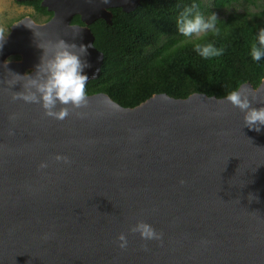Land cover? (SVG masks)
<instances>
[{
    "label": "water",
    "instance_id": "water-1",
    "mask_svg": "<svg viewBox=\"0 0 264 264\" xmlns=\"http://www.w3.org/2000/svg\"><path fill=\"white\" fill-rule=\"evenodd\" d=\"M140 1L41 0L47 22L24 17L0 34V264H264V126L244 127L224 97L160 93L123 107L94 93L62 121L11 100L22 88L8 87L10 72L34 74L39 46L59 39L87 46L84 74L97 78L89 25ZM242 85L264 107V79ZM137 221L162 239L141 240Z\"/></svg>",
    "mask_w": 264,
    "mask_h": 264
},
{
    "label": "trees",
    "instance_id": "trees-1",
    "mask_svg": "<svg viewBox=\"0 0 264 264\" xmlns=\"http://www.w3.org/2000/svg\"><path fill=\"white\" fill-rule=\"evenodd\" d=\"M22 2L48 17L52 14L40 0ZM241 2L256 1L141 0L130 12L110 8V23L99 18L89 25L103 60L98 77L86 82V95L105 93L123 107H134L160 93L180 99L193 93L221 98L244 83L256 88L264 79V58L253 62L247 53L253 35L264 27V4L256 11H238ZM193 3L205 16L217 15L219 34L198 42L214 41L224 48L221 57L201 59L192 43H181L176 17ZM71 23L83 25L78 15Z\"/></svg>",
    "mask_w": 264,
    "mask_h": 264
},
{
    "label": "clouds",
    "instance_id": "clouds-1",
    "mask_svg": "<svg viewBox=\"0 0 264 264\" xmlns=\"http://www.w3.org/2000/svg\"><path fill=\"white\" fill-rule=\"evenodd\" d=\"M100 2L108 4L110 0H100ZM175 23L178 33L184 38L181 43H192V50L201 59L211 61L224 54V48L217 47L214 41L198 42L210 33L213 36L219 34V20L215 13L205 16L197 10V4L193 3L179 12ZM26 26L32 28L28 23ZM4 39L5 37L0 36V47L3 46ZM39 47L43 49V54L40 62L35 66L34 74L21 75L10 72L11 78L6 84L9 88L18 82L21 84L22 90L13 92L12 101L38 104L45 116L62 121L68 117L70 109L78 110L87 105L85 86L88 76L84 74V69L89 67V64L82 60V57L87 55V46L83 44L77 46L75 43L59 39ZM247 55L253 62H259L264 58V27L259 28L253 35ZM246 92V87L240 85L228 91L224 100L243 113L244 127L260 132L261 127L264 126V107L259 109L251 107ZM77 115L83 114L77 112ZM9 118L15 119V116ZM54 159L65 164L70 162L67 156L60 154ZM47 166L44 161L39 164L40 169ZM129 231L139 233L141 240L144 241L162 239V234L144 221H137ZM44 238L47 239V235ZM117 241L120 249L127 247L128 240L124 233L118 235Z\"/></svg>",
    "mask_w": 264,
    "mask_h": 264
},
{
    "label": "rangeland",
    "instance_id": "rangeland-1",
    "mask_svg": "<svg viewBox=\"0 0 264 264\" xmlns=\"http://www.w3.org/2000/svg\"><path fill=\"white\" fill-rule=\"evenodd\" d=\"M19 0H0V29H3L5 32L8 31L9 25L14 23L16 20L30 15L32 13V7L21 4ZM205 2H211V0H203ZM255 4H246L244 2L239 3L235 8L238 11H243L248 9L251 11L258 10L264 0H255ZM8 60H14L13 58H8ZM28 72V70H27Z\"/></svg>",
    "mask_w": 264,
    "mask_h": 264
},
{
    "label": "flooded vegetation",
    "instance_id": "flooded-vegetation-1",
    "mask_svg": "<svg viewBox=\"0 0 264 264\" xmlns=\"http://www.w3.org/2000/svg\"><path fill=\"white\" fill-rule=\"evenodd\" d=\"M22 1L23 0H21V1L19 0L18 2L21 3V4H24V5H27V6H31L32 7V13H29L30 15H26L24 17H30L32 19V21H34L35 23H39V24L45 23V22H47L51 18L52 14H51V16L48 17L47 14L38 12L33 5H31V4H25ZM40 2H41V0H40ZM24 17L16 20L15 22L23 19ZM11 25H9V29L6 32L3 29H0V34H2L3 36H7V34L10 32ZM8 58H13L14 60H8ZM8 58H7L8 61H15V60H18L19 59V55H12V56H9Z\"/></svg>",
    "mask_w": 264,
    "mask_h": 264
}]
</instances>
